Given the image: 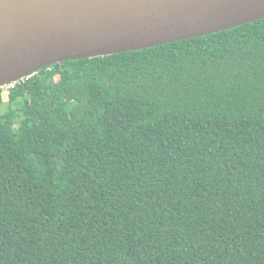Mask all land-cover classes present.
I'll return each mask as SVG.
<instances>
[{
	"label": "trees",
	"instance_id": "obj_1",
	"mask_svg": "<svg viewBox=\"0 0 264 264\" xmlns=\"http://www.w3.org/2000/svg\"><path fill=\"white\" fill-rule=\"evenodd\" d=\"M8 93L0 264H264V18Z\"/></svg>",
	"mask_w": 264,
	"mask_h": 264
},
{
	"label": "water",
	"instance_id": "obj_2",
	"mask_svg": "<svg viewBox=\"0 0 264 264\" xmlns=\"http://www.w3.org/2000/svg\"><path fill=\"white\" fill-rule=\"evenodd\" d=\"M264 0H0V87L44 67L228 30Z\"/></svg>",
	"mask_w": 264,
	"mask_h": 264
},
{
	"label": "rangeland",
	"instance_id": "obj_3",
	"mask_svg": "<svg viewBox=\"0 0 264 264\" xmlns=\"http://www.w3.org/2000/svg\"><path fill=\"white\" fill-rule=\"evenodd\" d=\"M8 94H9L8 93V89L6 87H4V93H3L4 103L2 105H0V112L1 113L4 112L7 109L8 105H9V103H8V100H9Z\"/></svg>",
	"mask_w": 264,
	"mask_h": 264
},
{
	"label": "built area",
	"instance_id": "obj_4",
	"mask_svg": "<svg viewBox=\"0 0 264 264\" xmlns=\"http://www.w3.org/2000/svg\"><path fill=\"white\" fill-rule=\"evenodd\" d=\"M14 84H15V82L14 83H10V84H8V85H6L4 87H6L7 89H10V88L14 87Z\"/></svg>",
	"mask_w": 264,
	"mask_h": 264
}]
</instances>
